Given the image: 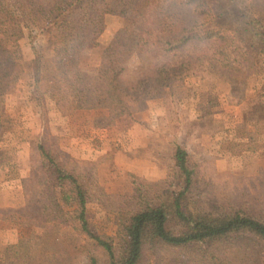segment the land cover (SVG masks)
Listing matches in <instances>:
<instances>
[{
	"label": "trees",
	"instance_id": "16d2710c",
	"mask_svg": "<svg viewBox=\"0 0 264 264\" xmlns=\"http://www.w3.org/2000/svg\"><path fill=\"white\" fill-rule=\"evenodd\" d=\"M107 13L125 23L90 74L80 58L99 45ZM27 29L52 36L58 102L64 97L68 109H105L99 121L108 126L147 108L175 80L199 74L229 83L241 100L264 55V0H0V118L23 69L20 40ZM135 51L152 56L136 72L128 67ZM174 158L179 189L167 179L148 187L137 179L126 194L97 185L100 202L120 213L116 244L88 226L87 184L55 164L51 175L64 201L77 205L82 228L107 252V264H264L263 213L253 204H218L199 191L196 165L182 145Z\"/></svg>",
	"mask_w": 264,
	"mask_h": 264
},
{
	"label": "rangeland",
	"instance_id": "374dc122",
	"mask_svg": "<svg viewBox=\"0 0 264 264\" xmlns=\"http://www.w3.org/2000/svg\"><path fill=\"white\" fill-rule=\"evenodd\" d=\"M124 23L120 14L104 15L99 45L81 55L84 71L93 74L98 70L104 48ZM20 46L23 69L6 96L0 118V264H90L93 258L99 264L108 263L105 249L82 228L77 205L64 201V190L51 175L54 164L87 184L91 199L86 205L88 226L106 240L116 238L115 244L120 213L100 202L97 185L109 193L126 194L132 192L137 179L145 187L148 182L167 179L172 189H179L183 178L174 158L178 145L196 165L199 191L222 205L253 204L264 215V97L260 91L264 55L241 100L229 83L201 74L177 79L161 97L149 100L156 113L172 102L182 119L194 114L198 127L184 126L178 134L170 127L156 135L148 148L141 144L140 125L133 130L132 122L125 127L126 122L125 132L111 128L118 117L113 124L102 126L99 117L107 110L88 114L68 109L69 100L64 97L58 102L55 96L61 81L51 34L27 29ZM151 60L150 54L135 51L128 67L136 72ZM106 127L113 130H103ZM84 136L90 139L86 148L76 149V142L81 146ZM102 138L110 141L104 143ZM42 149L50 153L49 158ZM150 167L157 168L156 176H146ZM162 169L163 177L156 178ZM65 190L70 187L66 185Z\"/></svg>",
	"mask_w": 264,
	"mask_h": 264
},
{
	"label": "crops",
	"instance_id": "0c3cea01",
	"mask_svg": "<svg viewBox=\"0 0 264 264\" xmlns=\"http://www.w3.org/2000/svg\"><path fill=\"white\" fill-rule=\"evenodd\" d=\"M174 98L171 99V101ZM172 103V102H171ZM169 105L166 110L162 112H154L152 109V104L149 103L148 107L145 110H142L140 112L134 113V114H126L123 116H120L116 123L113 126H110L111 128L117 129L120 128L122 131L125 132L124 129V124L127 122L125 127H128V125L131 124L132 122V129L137 130L138 125H140V128L143 130V134L140 137L141 144L145 147H150L152 144V140L154 137L157 135L159 136L161 132H167L168 129L171 127L175 133L178 134V132H181L182 128L185 126L189 128L190 130H196L198 127V124L196 123V118L194 117V114L191 115V113H188L190 115L187 119H182V117H179L180 114H177L179 109H176L172 103ZM95 109H77L75 110L76 112H82V113H88V112H93ZM89 114V113H88ZM140 119L141 121H137L136 119ZM130 121V124H129ZM199 121V120H198ZM205 122V121H202ZM201 127H199L200 129ZM103 130H106L108 132H111L113 129H109V127L104 128ZM127 132V131H126ZM174 135V133L170 134ZM212 136V133H211ZM85 137V136H84ZM139 138V137H138ZM138 138L136 137L137 141ZM93 139V137L91 138ZM77 140V139H75ZM74 140V142H75ZM90 139L88 138H82L81 139V146L79 145L80 141L76 142L75 148L76 149H85L86 147V142L89 141ZM96 140L97 139H93ZM101 141H104V143L110 141V138L106 140V138H102ZM139 143V141H138ZM88 149H91V146L88 147ZM157 174V168H147L146 169V176H156ZM163 177V169L161 170L160 176L156 178H162Z\"/></svg>",
	"mask_w": 264,
	"mask_h": 264
}]
</instances>
